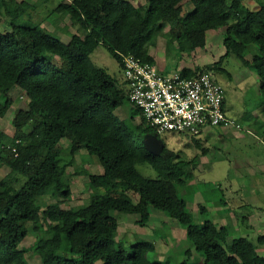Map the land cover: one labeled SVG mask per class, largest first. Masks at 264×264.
Masks as SVG:
<instances>
[{
    "label": "trees",
    "instance_id": "1",
    "mask_svg": "<svg viewBox=\"0 0 264 264\" xmlns=\"http://www.w3.org/2000/svg\"><path fill=\"white\" fill-rule=\"evenodd\" d=\"M184 1L147 0L140 10L129 0H60L53 12L68 17L81 32L63 43L39 26L17 24L30 7L26 2L0 0V16L9 28L0 30V117L12 104L8 93L13 88L27 99L26 109L18 110L11 121L12 137L0 131V168H9L0 179V264H29V250L21 245L30 235L28 223L34 226L32 252L40 264H162L151 259V241L140 239L127 247L116 241L118 222L111 214H136L137 223L144 225L153 211L185 228L202 264H264L259 254L264 235L255 242L245 236L228 242L225 225L205 220L194 226L181 195L192 179L190 161L178 159L165 146L158 155L149 152L142 140L153 133L135 122L139 110L120 120L116 110L132 104L121 83L89 60L102 46L120 67L122 57L129 55L154 64L149 48L160 36L190 51L204 48L207 31L224 28L225 53L214 69H222L226 56H235L257 75L264 99V0H253L252 8L244 0H187L192 9L182 16ZM203 69L182 71L191 76ZM260 135L264 143L263 126ZM64 138L69 141L65 153L60 147ZM82 149L95 158L101 173H89L76 163ZM138 165L148 166L156 176H143ZM68 167L85 176L94 192L83 205L64 210L58 200L42 211L40 200L46 195L69 198ZM185 253L178 264H190L191 251Z\"/></svg>",
    "mask_w": 264,
    "mask_h": 264
},
{
    "label": "rangeland",
    "instance_id": "2",
    "mask_svg": "<svg viewBox=\"0 0 264 264\" xmlns=\"http://www.w3.org/2000/svg\"><path fill=\"white\" fill-rule=\"evenodd\" d=\"M24 1L30 7L25 17L17 24L39 26L61 42L67 43L72 33L81 34L77 26L70 23L68 17H62L53 12L60 0H14ZM137 8L143 10L147 0H129ZM229 1V0H227ZM244 5L253 7V0H244ZM181 15L184 16L192 9L187 0L182 3ZM9 29L4 17L0 16V30ZM165 26L163 31H166ZM224 28L209 30L206 33L204 48L190 51L185 45L179 48L170 45L160 36L154 47L149 48V54L155 59L158 66H164L167 71H182L184 68L196 67L210 70L221 82L224 88V110L233 124L227 125L224 131L216 128L215 133L207 138L196 139L200 143L197 147L195 140L186 135L170 132L156 135L162 144L172 150L178 159L190 161L187 167L192 173V179L182 188L181 195L187 202V210L192 215L193 224L199 227L205 220L217 225H225L230 230L227 238L231 239L245 236L255 242L259 235H264V143L260 135V126L264 127V99L259 91V79L247 66L242 65L238 59L229 55L221 64L222 69L216 70L214 66L225 53L223 46ZM177 46V45H176ZM251 58V54L245 56ZM90 62L122 81V71L119 63L107 49L98 46L90 55ZM51 61L60 64L58 57L51 56ZM8 97L12 104L0 117V131L12 137L14 128L11 124L14 114L20 109H26L27 99L25 93L19 88L9 91ZM3 98L0 96V107ZM137 110L134 105H124L116 110V115L123 120L131 111ZM237 125V126H236ZM215 130V129H214ZM200 139L202 141H200ZM68 139L60 141V147L67 149ZM65 155V154H63ZM76 163L83 165L89 173H101L102 168L94 157L80 150L76 155ZM138 171L146 177L154 178L155 172L146 165H138ZM9 172V168L2 165L0 179ZM68 180L70 195L61 200L51 195L44 196L40 202L42 211L46 207L60 200V208L69 210L73 207L87 203L94 192L88 186V179L83 175H75L73 167H68ZM21 182V179L18 183ZM16 185H18L16 183ZM101 191V190H100ZM132 199L136 196L129 192ZM199 206H204L202 210ZM118 222L116 241L124 246L136 240H149L155 245L151 259L162 264H178L186 258V250H190L192 258H198L196 264H202V256H198L192 244L186 238L185 228L174 219L166 217L161 211H153L148 222L144 225L137 223L136 214L111 213ZM30 235L21 242L22 247L29 252L26 258L29 264H40L38 256L32 252L36 241L33 234L34 226L28 223ZM66 257H73L71 253H64ZM259 254L264 256V245Z\"/></svg>",
    "mask_w": 264,
    "mask_h": 264
},
{
    "label": "built area",
    "instance_id": "3",
    "mask_svg": "<svg viewBox=\"0 0 264 264\" xmlns=\"http://www.w3.org/2000/svg\"><path fill=\"white\" fill-rule=\"evenodd\" d=\"M121 62V88L139 110L135 122H143L153 134L170 132L199 139L208 129L233 124L224 110L223 85L210 70L186 76L131 55Z\"/></svg>",
    "mask_w": 264,
    "mask_h": 264
},
{
    "label": "water",
    "instance_id": "4",
    "mask_svg": "<svg viewBox=\"0 0 264 264\" xmlns=\"http://www.w3.org/2000/svg\"><path fill=\"white\" fill-rule=\"evenodd\" d=\"M143 146L152 154L158 155L161 153L164 145L155 134L145 136L142 140Z\"/></svg>",
    "mask_w": 264,
    "mask_h": 264
},
{
    "label": "crops",
    "instance_id": "5",
    "mask_svg": "<svg viewBox=\"0 0 264 264\" xmlns=\"http://www.w3.org/2000/svg\"><path fill=\"white\" fill-rule=\"evenodd\" d=\"M225 127H226V126H224V127H214V128H211V129L206 130V131L203 132V134H202V136H204V139H203V140L205 141L207 138H209L210 136H212L213 133H215L216 128H219V130L224 131V130H225ZM214 129H215V130H214ZM200 141H202V140L200 139Z\"/></svg>",
    "mask_w": 264,
    "mask_h": 264
}]
</instances>
